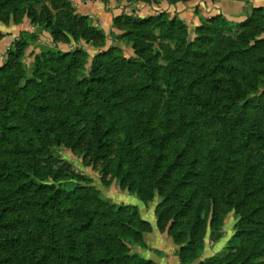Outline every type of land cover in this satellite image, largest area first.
<instances>
[{
	"label": "trees",
	"instance_id": "obj_1",
	"mask_svg": "<svg viewBox=\"0 0 264 264\" xmlns=\"http://www.w3.org/2000/svg\"><path fill=\"white\" fill-rule=\"evenodd\" d=\"M22 17L55 44L63 21L86 22L68 0H0L1 24ZM124 19L130 58L115 46L90 60L81 50L26 55L25 33L6 53L0 264H154L133 252L151 232L137 209L109 204L51 157L81 145L122 190L145 205L161 199L155 224L164 233L170 223L181 264L202 253L220 209L238 216V244L201 264H264V8L241 23L218 15L192 35L175 16Z\"/></svg>",
	"mask_w": 264,
	"mask_h": 264
},
{
	"label": "rangeland",
	"instance_id": "obj_2",
	"mask_svg": "<svg viewBox=\"0 0 264 264\" xmlns=\"http://www.w3.org/2000/svg\"><path fill=\"white\" fill-rule=\"evenodd\" d=\"M71 9L74 14L83 17L86 19L85 25H79L75 27H69L68 22L63 21L62 26L64 27L61 30L59 42L53 43L50 34L47 31H44L42 27H40L39 23L32 24L29 19L26 17H22L19 23L15 24L10 20L7 25L1 24L4 27H9L11 25L21 26L24 22L30 24L32 28L42 29L44 32L49 34L52 47L47 49L49 51H60V52H74L76 50H81L88 54L90 60L91 57L96 55L100 50L104 49L106 46V42L109 41L112 43V46L118 47L122 50L123 55L126 58H130L134 56V52L131 48L130 43H128L125 39H120L119 36L126 32L127 26L124 24V18H138V19H147L150 17H159V16H168L170 17L169 11L165 10L164 4L168 5H180V4H191V2L195 0H186V1H176L172 2V0H155V2L143 3L139 0H116L119 8L121 9V14L119 17H116L112 20V27L120 31L121 33L118 36H112L108 34V28H103L102 24L96 20L93 15H83L77 13V8L75 7L76 2L73 0H68ZM92 0H80V3L91 2ZM213 3L219 2L220 0H210ZM234 3L243 4V11L245 12L244 20L251 15L252 8H264V7H253L251 5L252 0H232ZM104 5L108 4V0H101ZM145 7H154L157 9L154 16H147L146 13H143L142 17H139L135 14L134 10H140L138 6ZM50 8V4H47ZM197 7L199 4L196 5ZM193 9L194 7H188V9ZM34 10H36L37 15H34L33 18L36 19L38 13L40 12V6L35 5ZM127 12L125 13V11ZM198 10V9H197ZM52 15L56 16L57 11L52 10ZM199 14V13H198ZM218 16V15H216ZM214 16V17H216ZM177 19L181 20L186 24L188 29L190 28V24H188L182 20L179 16H175ZM208 19H200L201 24L209 22L212 18ZM116 19H121L119 24L114 23ZM242 21V22H243ZM237 23V22H234ZM241 23V22H239ZM88 26V27H87ZM200 26V25H199ZM55 27V26H54ZM198 27V26H197ZM194 29H190L191 35L193 34ZM29 34L34 36L27 39L28 42V50L25 51V54L28 55L31 47L38 45L41 40L40 35L37 32H20L19 35L13 38V42L9 45V48L6 49L5 54L10 50L12 44L15 41H18L21 34ZM3 38L2 32L0 31V40ZM112 38V40H110ZM154 47H158L157 44H154ZM34 50V49H33ZM41 50H39L36 54H38ZM31 60L26 59V66L28 71H30ZM31 73V71H30ZM262 82V81H261ZM51 157L53 159H57L61 163L69 166L70 173H73L75 176H79L84 180L90 181L92 186L99 192V196L105 199L109 204L114 205L115 207H135L138 211V214L142 221L147 222L151 226V232L147 234H143L142 238L144 240L143 247L138 246L133 248V252L137 253L138 256L151 261L154 264H181L178 251L180 247L175 245L172 239L168 235V230L170 229V223L166 225L164 228V233H160L156 227V218L154 216V210L156 206L161 202L159 197H155L154 200L145 205L140 201L134 193H129L126 189H121L119 183L112 179L109 174H106L102 168V163L93 164L90 162L89 157L84 155V146H79L76 150L69 149L65 146H59L53 148L51 151ZM103 181V182H102ZM105 181V183H104ZM219 221L215 223L214 226L209 228L204 233V250L199 254L197 260L192 262L191 264H201L206 259L217 257L218 259L223 258L226 254H228L233 245L238 244V240L235 239V231L234 225L238 220V216L230 211H225L224 209L219 210ZM210 230V231H209Z\"/></svg>",
	"mask_w": 264,
	"mask_h": 264
},
{
	"label": "crops",
	"instance_id": "obj_3",
	"mask_svg": "<svg viewBox=\"0 0 264 264\" xmlns=\"http://www.w3.org/2000/svg\"><path fill=\"white\" fill-rule=\"evenodd\" d=\"M76 2L75 7L77 8V13L88 15L91 14L93 17L98 20L103 28H110L108 34L112 36H118L121 32L116 28L112 27V20L116 17H119L121 14V9L116 0H108V4L104 5L101 0H92L91 2L80 3V0H73ZM122 1V0H120ZM199 4L197 7L196 5ZM251 5L253 7H264V0H252ZM140 10H134L135 14L139 17H142L143 13H146L147 16H154L157 9L154 7H145L138 6ZM188 7H194L193 9H188ZM243 4L234 3L232 0H220L219 2L213 3L210 0H195L191 4H180V5H168L164 4L165 10L169 11L170 17L179 16L184 20L188 26L190 24V29L201 25L200 19H208L216 15H223L229 21L232 22H242L245 17V12L243 11ZM198 9V10H197ZM127 10L125 11V13ZM199 13V14H198ZM0 31L2 32L3 38L0 40V66L4 64L5 61V51L9 48V45L13 42V38L19 35L20 32H37L41 40L38 45L31 47V50L34 53H37L39 50H47L52 47L51 39L49 34L44 32L39 28H32L30 24L24 22L21 26L11 25L9 27H4L0 25ZM112 40V38H110ZM112 46V43L107 41L104 49H108ZM34 49V50H33ZM31 60V59H29ZM32 61V60H31Z\"/></svg>",
	"mask_w": 264,
	"mask_h": 264
}]
</instances>
